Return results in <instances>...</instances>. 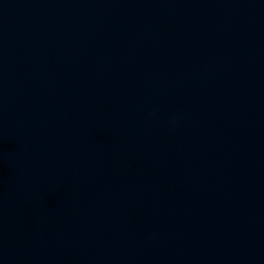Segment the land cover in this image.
Returning <instances> with one entry per match:
<instances>
[{"label": "water", "instance_id": "1", "mask_svg": "<svg viewBox=\"0 0 264 264\" xmlns=\"http://www.w3.org/2000/svg\"><path fill=\"white\" fill-rule=\"evenodd\" d=\"M0 264H264V0H0Z\"/></svg>", "mask_w": 264, "mask_h": 264}]
</instances>
